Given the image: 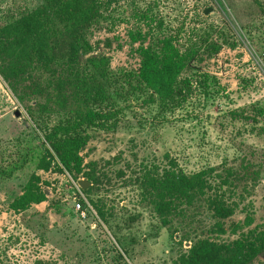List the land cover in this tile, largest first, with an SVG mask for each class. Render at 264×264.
Instances as JSON below:
<instances>
[{"label": "rangeland", "instance_id": "1", "mask_svg": "<svg viewBox=\"0 0 264 264\" xmlns=\"http://www.w3.org/2000/svg\"><path fill=\"white\" fill-rule=\"evenodd\" d=\"M39 2L0 0V24ZM207 7L212 10L205 13ZM142 12L162 19L161 30L178 35L180 43L208 29L222 44L193 63V73L187 72L193 77L191 95L161 123L151 119L154 110L133 105L116 128H88L81 172L68 173L70 179L53 163L47 170L37 166L49 157L36 121L50 126L58 116L19 102L0 75V168L5 170L0 171V264H174L197 237H236L210 231L213 218L203 201L184 206L167 225L160 223L140 196L137 177L143 167L161 168L169 161L185 173L221 162L231 166L243 200L226 224L241 221L247 211L251 226L264 228L263 5L255 0H114L88 29L93 52L80 61L103 54L113 69H137L139 41L129 33L159 30L155 21L138 17ZM243 157L258 175L243 174ZM90 161L97 162L98 180L83 193L94 212L81 219L73 210L71 180L86 179ZM32 173L40 177L45 200L14 212L9 203ZM90 199H97L103 215ZM255 264H264V252Z\"/></svg>", "mask_w": 264, "mask_h": 264}, {"label": "trees", "instance_id": "2", "mask_svg": "<svg viewBox=\"0 0 264 264\" xmlns=\"http://www.w3.org/2000/svg\"><path fill=\"white\" fill-rule=\"evenodd\" d=\"M113 1L40 0L33 9L0 24L3 80L22 104L29 101L39 114L58 116L50 126L36 121L49 157L40 158V169L47 170L53 163L60 172H81L80 151L89 139L88 128H116L133 105L154 110L151 119L161 123L191 95L193 63L205 52H216L222 44L223 39H212L208 29L196 31L180 43L178 35L161 30L162 19L155 21L142 12L138 17L148 19L149 24L155 21L159 30L150 35L141 30L129 33L132 41H139L137 69H113L103 54L88 55L81 62V56L93 52L86 37L88 29ZM255 2L264 8V3ZM27 108L33 116L31 107ZM87 166L90 171L83 174L90 185L83 192H89L98 180L93 172L97 162L90 161ZM240 167L244 175L259 174L244 157ZM233 175L238 172L225 162L192 173H185L173 161L161 168H142L137 177L140 196L162 225L197 200L211 212L212 233L236 234L228 241L197 237L174 264H255L264 252V228L252 227L253 217L247 211L241 221L226 224L243 200ZM40 182L39 175H29L10 201V209L25 212L45 200ZM90 200L103 215L97 199Z\"/></svg>", "mask_w": 264, "mask_h": 264}, {"label": "built area", "instance_id": "3", "mask_svg": "<svg viewBox=\"0 0 264 264\" xmlns=\"http://www.w3.org/2000/svg\"><path fill=\"white\" fill-rule=\"evenodd\" d=\"M62 174L68 176V178L70 179L68 172L65 171ZM71 185L75 189L72 197L73 210L77 213L79 218H85L87 216V213L89 211H93V209L89 204L87 197L80 188L78 181L71 180Z\"/></svg>", "mask_w": 264, "mask_h": 264}, {"label": "water", "instance_id": "4", "mask_svg": "<svg viewBox=\"0 0 264 264\" xmlns=\"http://www.w3.org/2000/svg\"><path fill=\"white\" fill-rule=\"evenodd\" d=\"M211 10H212L211 7H207V8L204 10V12H205V13H208V12L211 11ZM19 114H20L19 111L16 110V111H15V115H16V116H19ZM78 184H79V186H80L81 189H86V188L90 185V182L87 181L86 179L82 178V179H78Z\"/></svg>", "mask_w": 264, "mask_h": 264}]
</instances>
